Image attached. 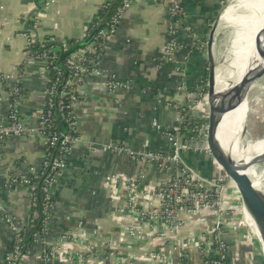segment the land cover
<instances>
[{
	"label": "crops",
	"instance_id": "crops-1",
	"mask_svg": "<svg viewBox=\"0 0 264 264\" xmlns=\"http://www.w3.org/2000/svg\"><path fill=\"white\" fill-rule=\"evenodd\" d=\"M105 2L54 0L43 13L37 33L39 40L54 37L58 41L85 42L90 38L89 30L99 21L98 12ZM41 3L42 0H0V73H23L25 98L21 118L29 126L37 124L45 72L40 62L25 66L27 45L20 34ZM221 3L222 0H185L181 3L180 23L176 25L165 4L147 0L133 4L117 34L98 57V67L106 76L89 77L78 92L75 114L81 140L55 183L48 235L29 245L18 264H147L141 248L122 234L124 226L136 223L137 216L127 208L121 184L106 182L110 174L128 181L139 168L128 157L111 153L105 147L121 145L141 150L149 141L150 151L170 152L169 143L153 122L171 127L183 109L188 110L190 117L200 113L199 100L189 89L201 77L208 60L206 43L195 39L201 35L208 37L214 24L209 20L215 19ZM172 37L179 47L173 60L168 61L164 49ZM203 43L205 46L201 48ZM111 77L129 82L130 90L110 92L106 86ZM193 105L199 106L193 109ZM44 150L45 141L39 136L9 139L0 144L2 205L16 228L30 229L35 222L29 188L20 180L38 174ZM182 165L191 177L207 183L222 178L221 170L199 152L184 154ZM147 174L140 186L142 195L160 203L155 188L167 175L155 167L149 168ZM14 179L19 182L14 184ZM115 195L117 198L113 200ZM4 213L0 212V264H4L15 242V233L4 220ZM213 220L208 212L202 217H189L181 237L198 239L212 228ZM243 231L227 236L229 264H257L260 243ZM66 232L75 234V239L60 243ZM154 244L151 249L162 250L166 255L164 264H184L162 244ZM53 246L70 254V260L45 261L44 250ZM188 253L192 264H199L195 249L190 248Z\"/></svg>",
	"mask_w": 264,
	"mask_h": 264
},
{
	"label": "built area",
	"instance_id": "built-area-1",
	"mask_svg": "<svg viewBox=\"0 0 264 264\" xmlns=\"http://www.w3.org/2000/svg\"><path fill=\"white\" fill-rule=\"evenodd\" d=\"M113 0H107L102 8H105ZM139 0H121L117 11L107 28L100 29L92 27L88 36L96 32L93 40L72 54L64 62V67L55 65L57 53L69 50V41H58L54 37L48 39L61 43L60 47H52L40 53L34 52L36 44H43L46 40H39L37 33L40 28L43 13L53 4L54 0H42L41 5L34 12L28 27L20 34L26 41L25 66L40 62L43 65L44 83L41 101V110L37 116L35 126L27 125L21 118V107L24 105L25 95L23 93V73L10 74L0 73V144L9 139L22 138L25 136H39L45 141L44 158L38 167L39 178L43 176L45 203L43 213L48 220L52 218L54 209L53 191L57 178L66 170L68 158L71 156L74 146L79 143L81 136L78 132V118L75 108L78 102V92L87 84L89 77L106 76L105 72L98 67V57L102 50L113 38L126 13L135 2ZM156 4H165L169 15L176 24L180 23L181 3L185 0H147ZM223 3V2H222ZM173 24L171 28H173ZM187 30H190L187 27ZM99 36V46L94 41ZM205 44H201L203 48ZM179 47V42L172 37L164 49L165 59L173 60V54ZM100 50L96 58H90L88 53ZM91 64L94 67L90 68ZM65 82L63 77L66 74ZM179 70V69H177ZM53 71V74H52ZM107 89L110 92L117 90L129 91V82L117 80L111 77L107 82ZM207 94L199 100L202 107L199 118L207 122L193 128L192 132L198 133L199 137L188 138L183 133V126L190 118L188 110L182 111L177 122L171 127H163L154 121L155 129L161 132L169 144L172 145V153L150 151V143L146 141L141 150H133L121 145H108L105 149L111 153L124 155L137 164L138 173L128 181H122L117 174L106 176V182H118L121 184L126 206L136 214V223L124 226L122 234L125 239L131 240L132 244H137L143 251V260L147 264H164L166 255L162 250L151 249L155 242L162 244L166 251L177 255L179 262L192 264L189 258V249H195L199 256V264H229L230 250L227 233L238 234L246 232L248 236L255 237L260 243L256 234V228L248 216L242 203L241 196L235 185L222 178L209 183L199 178H193L182 165V157L188 152H199L209 158L206 138L208 129V106ZM168 105H170L168 103ZM193 105V109H197ZM65 118L68 122L66 126L69 130L64 133L58 130L56 123L60 118ZM186 128V127H185ZM57 148L58 156H51V149ZM155 167L160 172L167 174L166 180L160 185L157 192L160 203L152 200L149 196H143L140 190L141 184L148 175V169ZM183 175L186 177L184 178ZM122 181V182H121ZM19 181L13 180L16 184ZM29 188L32 207L36 206L35 192L38 188L37 182L32 176L23 177L20 180ZM0 194V212L4 213L2 198ZM113 200L117 196L112 197ZM211 213L214 217L212 228L201 234L198 239L192 237H181V231L187 225L191 216L201 217L204 213ZM4 220L12 226L14 231L13 249L6 254L4 264H18L21 259L25 228H16L13 218L5 215ZM160 224H159V221ZM160 227H159V226ZM75 234L66 232L60 239V243L72 241ZM39 237L35 239L38 241ZM164 249V248H163ZM187 251V252H185ZM60 258L69 261L70 254L61 253L55 246L44 250L43 259L47 262ZM185 261V262H184Z\"/></svg>",
	"mask_w": 264,
	"mask_h": 264
},
{
	"label": "bare ground",
	"instance_id": "bare-ground-1",
	"mask_svg": "<svg viewBox=\"0 0 264 264\" xmlns=\"http://www.w3.org/2000/svg\"><path fill=\"white\" fill-rule=\"evenodd\" d=\"M223 26L234 28V37L228 47V61L226 59L217 69L216 84L221 92L228 94L233 86L260 66L255 38L264 26V0H234L219 19L217 28ZM255 86L256 84L251 90ZM248 112L249 100H246L237 109L225 115L218 128L217 138L223 156L232 159L237 168L251 178L255 187L263 191L253 164L264 160V139H245ZM252 225L256 228L253 222ZM256 234L260 240L257 228Z\"/></svg>",
	"mask_w": 264,
	"mask_h": 264
},
{
	"label": "water",
	"instance_id": "water-1",
	"mask_svg": "<svg viewBox=\"0 0 264 264\" xmlns=\"http://www.w3.org/2000/svg\"><path fill=\"white\" fill-rule=\"evenodd\" d=\"M220 17L215 18V22L210 29L208 37L201 35L195 41L207 40V60H208V129H207V148L209 151L210 161L221 170L223 176L229 179L238 190L242 203L260 233V246L264 258V192L258 190L249 176L242 173L232 159L223 156L222 147L218 142L217 132L228 113L237 109L244 101L248 100L249 94L254 84H256L264 76V26L258 31L255 38V48L260 58V66L257 70L246 76L239 84L233 86L228 94L221 92L216 84V74L219 64L215 58L214 45L215 35L218 31V22ZM96 32L86 40L83 45H88L94 38ZM195 118H199L197 115ZM170 154L172 153V145L169 144ZM185 178L186 176L183 175ZM232 234H225L227 237Z\"/></svg>",
	"mask_w": 264,
	"mask_h": 264
},
{
	"label": "trees",
	"instance_id": "trees-1",
	"mask_svg": "<svg viewBox=\"0 0 264 264\" xmlns=\"http://www.w3.org/2000/svg\"><path fill=\"white\" fill-rule=\"evenodd\" d=\"M121 0H113L111 3H109L105 8H102L98 12L99 21L95 24L94 28H100L104 29L107 28L110 25L111 18L115 14V12L118 9V6L120 5ZM217 16V13H216ZM215 16V18H216ZM210 24L212 25L215 22L214 18H211ZM71 43V47L69 50L61 51L60 53H57V58L55 60V65H58L59 67H64V62L72 56L74 52L79 50L80 48H83L85 45H83V41L73 39L72 41H69ZM204 43L207 42V40H203ZM96 46H99V36L94 41ZM61 43L50 41L48 38L43 42V44H36L34 47V52L40 53L42 51L48 50L52 47H60ZM100 54V50H97L95 52L88 53V56L90 58H96ZM90 68H93L94 66L89 64ZM66 74L63 77V81L65 82V78L67 76V70L64 69ZM208 65H205L204 69L202 70V75L199 79L195 80L192 83V87L189 89L191 93L194 94L196 100L202 99L208 92L207 82H208ZM53 74V71H52ZM207 122L206 120H203L201 118H195L190 117L186 122L185 126H183V133L187 135L188 138H197L199 137L198 133L192 132L193 128L200 126V124ZM66 123H68L65 118H60L57 123L56 127L59 131L66 133L69 128L66 126ZM186 127V128H185ZM51 156L56 157L58 156V150L57 148L51 149ZM34 181L37 182L38 188L35 192L36 195V206L32 207L33 216H35V222L32 224L30 229L25 230L24 234V240L23 245L24 248L22 249V253L27 251V247L29 245H32L35 242V239L37 237H46L48 235V229L47 224L49 222L48 217L46 214L43 213V207L45 203V192H44V183H43V176L40 175L39 178L33 177ZM158 187L155 188V191L158 192ZM185 262V261H184ZM229 262V261H228Z\"/></svg>",
	"mask_w": 264,
	"mask_h": 264
},
{
	"label": "rangeland",
	"instance_id": "rangeland-1",
	"mask_svg": "<svg viewBox=\"0 0 264 264\" xmlns=\"http://www.w3.org/2000/svg\"><path fill=\"white\" fill-rule=\"evenodd\" d=\"M233 1L234 0H222L223 3L220 5V9L217 12L216 17H221ZM233 37L234 28L231 26H223L216 32L214 53L219 66L223 65L226 59L228 61V47L231 46ZM248 100L249 112L246 123V134L244 137L246 140L264 139V76L256 83L254 89L251 90ZM253 165L255 175L260 181L261 188L264 191V160L254 163ZM216 169L219 170L217 167ZM256 256L257 264H264L262 250Z\"/></svg>",
	"mask_w": 264,
	"mask_h": 264
}]
</instances>
